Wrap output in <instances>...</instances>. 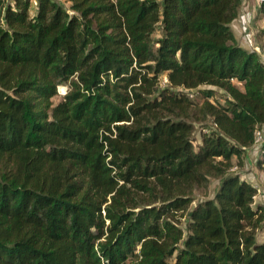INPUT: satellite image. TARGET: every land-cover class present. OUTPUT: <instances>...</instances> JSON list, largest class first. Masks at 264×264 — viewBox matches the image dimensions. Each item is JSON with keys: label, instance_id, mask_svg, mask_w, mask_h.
Returning <instances> with one entry per match:
<instances>
[{"label": "trees", "instance_id": "obj_1", "mask_svg": "<svg viewBox=\"0 0 264 264\" xmlns=\"http://www.w3.org/2000/svg\"><path fill=\"white\" fill-rule=\"evenodd\" d=\"M242 3L0 0V264H264Z\"/></svg>", "mask_w": 264, "mask_h": 264}, {"label": "rangeland", "instance_id": "obj_2", "mask_svg": "<svg viewBox=\"0 0 264 264\" xmlns=\"http://www.w3.org/2000/svg\"><path fill=\"white\" fill-rule=\"evenodd\" d=\"M63 1V0H61ZM33 2V0H32ZM258 13V11H257ZM260 13V14H259ZM259 16H249L253 24L250 22L241 21L239 27L236 28L237 36H241L240 41L247 47L255 48L264 59V14L259 12ZM248 21V20H247ZM245 37V40L243 39ZM66 87L61 86L57 90V95L54 97V102H58L62 95L65 93ZM194 94V93H193ZM195 102L200 101V98L194 94L192 98ZM256 154L254 151L246 153L243 167L239 171L242 179L249 182L257 190L254 197V207L259 205L264 208V176L255 166ZM236 169V168H233ZM218 186V181L211 180L208 188V194L211 197Z\"/></svg>", "mask_w": 264, "mask_h": 264}, {"label": "crops", "instance_id": "obj_3", "mask_svg": "<svg viewBox=\"0 0 264 264\" xmlns=\"http://www.w3.org/2000/svg\"><path fill=\"white\" fill-rule=\"evenodd\" d=\"M257 11H258V13H259V5H258V3H257V0H243V3H242V8H241V10H240V16H239V18L234 22V24L232 25V29H233V32H234V34H235V36H236V38H237V40L239 41V42H241L240 41V38H241V36H237V30H236V28L237 27H239V23L243 20V21H246V22H250V24L252 25L253 24V22L252 21H250L251 20V17H249L250 15L251 16H254V20H255V17L256 16H259V14L257 13ZM264 14V13H263ZM248 17H249V19H248ZM248 20V21H247ZM243 39L245 40V37H243ZM242 43V42H241Z\"/></svg>", "mask_w": 264, "mask_h": 264}, {"label": "built area", "instance_id": "obj_4", "mask_svg": "<svg viewBox=\"0 0 264 264\" xmlns=\"http://www.w3.org/2000/svg\"><path fill=\"white\" fill-rule=\"evenodd\" d=\"M264 2V0H257L258 5L260 6L262 3ZM258 52V51H257ZM256 139L260 140L261 136L259 134V132H256Z\"/></svg>", "mask_w": 264, "mask_h": 264}]
</instances>
